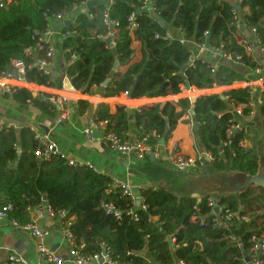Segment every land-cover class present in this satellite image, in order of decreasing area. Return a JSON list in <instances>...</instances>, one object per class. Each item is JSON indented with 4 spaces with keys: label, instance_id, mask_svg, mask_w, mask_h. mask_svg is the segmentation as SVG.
<instances>
[{
    "label": "trees",
    "instance_id": "obj_1",
    "mask_svg": "<svg viewBox=\"0 0 264 264\" xmlns=\"http://www.w3.org/2000/svg\"><path fill=\"white\" fill-rule=\"evenodd\" d=\"M79 1L2 0L0 76L12 72L16 59L31 64L33 60L27 55V48L37 44L49 19ZM113 1L110 15L119 21L113 46L97 36L107 31L102 14L105 5L81 11L72 24L63 26L65 36L61 46L66 51V59L70 61L73 54L78 55L69 62L66 74L83 93L93 94L96 87L106 97L122 92L133 98L157 97L178 94L183 83L201 89L229 86L242 80L245 71L263 62L248 55L234 37L237 28L232 0H153L163 24L140 8L143 0ZM239 3L242 8L249 7L244 15L246 26L256 27L264 41V0H239ZM133 12L138 27L132 36L127 25ZM170 25L181 28L197 42L206 41L231 55L242 54L244 66L221 64L213 72L211 65L202 59L191 65L189 48L167 37ZM206 32L209 34L205 35ZM136 40L142 43L143 56L131 63ZM117 61L122 66L128 65L125 71L114 70ZM25 77L39 85L57 88L62 85L61 78L53 81L36 67H28ZM105 81L108 82L104 85ZM5 94L20 103L31 100L51 115L57 111L50 93L34 96L24 87H14ZM250 97L249 88H230L223 93L201 95L193 103L189 98L178 101L183 109L194 108L200 142L211 152L212 163L219 169L229 163L233 170L252 175L259 172L258 155L239 144L244 134L229 135L233 118L229 112L231 103H247ZM78 103L91 105L86 100ZM132 112L141 127L139 137L156 131L157 136L150 137L151 143L158 142V135L169 139L179 120L176 105L171 101L144 105L135 111L117 105L114 112L109 104L102 102L97 104L95 117L108 121L106 129L126 139ZM229 140L232 143L227 145ZM41 147L30 126L17 129L0 125V205L11 203L10 216L20 223L29 220L27 206L43 203L46 196L55 211L75 216L70 230L76 242L85 243L86 253L107 251L118 264H174L177 260L186 264H245L253 260L252 236L264 234V186L252 184L240 195L221 197L225 208L218 215L211 213L209 197L177 196L166 189L141 190L142 201L137 205L120 186H113L110 176L85 164H71L60 153L41 159L38 156ZM107 204L120 211L121 217L108 211ZM226 210L229 211L225 213ZM246 215L249 220L242 219ZM219 216L222 223L217 221ZM261 264H264V255Z\"/></svg>",
    "mask_w": 264,
    "mask_h": 264
},
{
    "label": "crops",
    "instance_id": "obj_2",
    "mask_svg": "<svg viewBox=\"0 0 264 264\" xmlns=\"http://www.w3.org/2000/svg\"><path fill=\"white\" fill-rule=\"evenodd\" d=\"M95 1L99 3L96 6L105 5L109 2V0ZM232 1L235 2L240 17L244 19L245 13L249 12V7L244 6L242 8L239 0ZM68 20L73 22L75 16H72ZM50 21L51 28L54 31L52 43L57 49L52 63L54 76L52 80L61 78V87H51L48 84L39 85L29 81L27 83L19 82L15 79L2 76H0L2 78L0 79V83L14 87H24L33 94H37L35 96L42 93H50V100L52 96H57L58 99L65 97L67 99L66 108L64 109L60 102L56 101L54 104L57 105V111H55V115H51L33 105L32 102H16L12 96L0 92V125L8 124L17 129L24 126L36 127L49 135L52 141L56 142L60 153L64 154L65 157L76 163L93 167L95 171L110 176L113 181L127 185L133 193H135L133 189L137 190L138 194H135L139 196H141V190L154 188L169 190L177 196H189L199 199L211 197L217 201L218 210H216V207L214 211L219 213L225 208L221 204V197L230 194L240 195L252 184L264 186V124H261L264 123V75L251 74L252 70H247L244 72V78L232 85H216L202 89L183 83L181 91L178 94L157 97L140 96L133 98L124 92L116 96L106 97L96 87L93 89V94L83 93L74 86L73 89L65 87V78H70L66 74L69 60L66 59V51L61 46L63 41V26L65 25L53 17L50 18ZM56 23L58 24L56 25ZM168 30L172 35L171 39L180 40L186 34L178 27L171 25L168 26ZM237 35H239L240 39L241 37L252 38L254 34L246 26V21H244L242 28L237 29L234 34V37L238 40ZM186 46L191 51L193 57L198 54L194 43L187 42ZM133 47L134 54L131 63L140 61L143 56L142 43L140 41L136 40ZM200 55L207 63L216 65L217 67L221 64L233 66L239 64L244 66L241 62H236L234 59H230V57H225L219 51L212 48L204 50ZM253 56H259L261 60L264 57V51L256 48ZM127 67L128 65L122 66L119 63L117 70L125 71ZM249 85H253L256 91L252 96L253 105L250 107L246 106L244 111L248 113L250 109L253 110L254 117L252 121H248L245 118V123L247 121L249 125L247 133H243V138L246 137L248 142L246 147L243 148L250 149L258 155L260 169L256 175L233 170L229 163L224 169L215 167L212 163L213 157L211 152L207 151L201 144L197 132L198 129L194 128V123L197 121L194 117L195 114L192 115L190 113L191 109L194 108L186 110L178 104L180 98H189L191 101L192 97L223 93L226 89L230 88H249ZM28 87L33 88L29 89ZM66 92L73 93L66 94ZM114 98L121 101H110ZM79 100H86L91 105L88 107L82 106L78 103ZM167 101H171L176 105V114L179 120L169 139L159 136L158 142H150L153 144L155 154L148 153L144 158L140 159L135 153H124L113 150L104 136L105 132L108 131L106 129L108 124L103 128L95 130V139H91L85 135L84 129L97 120L95 114L97 104L99 103L105 102L109 104L111 111L114 112L117 105H125L131 111H135L144 105L158 102L164 104ZM240 104L244 105L246 103ZM64 110H66V115ZM132 115L133 118H131ZM129 118L130 125L126 131V139L133 143L141 135V127L138 126L134 119V112H132ZM242 121L244 122V120ZM151 133L153 136H157L156 131ZM177 153H181L194 160V163L187 171H179L177 169L174 161ZM47 204V197L44 196L42 203L43 211L35 213L33 218L49 230L50 234L46 238V242L65 258L63 264H74L70 255V245L64 233V225L67 219L74 220L75 216H67L66 211L52 216L46 209ZM140 204L141 202L137 205ZM247 217L249 220V216ZM13 253L24 259L27 264H48L38 253L36 239L32 235L15 227L9 220H0V264H5ZM142 254L150 258L146 251H143Z\"/></svg>",
    "mask_w": 264,
    "mask_h": 264
},
{
    "label": "built area",
    "instance_id": "obj_3",
    "mask_svg": "<svg viewBox=\"0 0 264 264\" xmlns=\"http://www.w3.org/2000/svg\"><path fill=\"white\" fill-rule=\"evenodd\" d=\"M93 0H81L73 6H71L68 10L63 11L61 13L56 14L53 18L60 21L64 25L65 22L70 19L72 16H75L80 13L81 11H88L90 10L88 8V3ZM113 0H109L108 3L105 4V8L103 10V24L106 26V33H99L97 36L100 38L105 39L110 46L114 45L115 37L118 34V26L119 21L112 18L110 15V7L113 4ZM234 3V14H235V26L237 29H241L244 23V19L240 17L238 14V10L236 9L235 2ZM2 4V0H0V5ZM140 8L146 10L147 12L151 13L153 16L158 18L160 20V17L158 16L157 9L153 4V0H143ZM90 17H93V13H89ZM75 21V20H74ZM73 21V22H74ZM71 22V24L73 23ZM69 25V24H68ZM128 29L131 31V33L138 27V23L136 21V13L133 12L129 17V24L127 25ZM181 31H183L181 28H179ZM252 33L254 34L252 38H245L241 37L239 39L238 37V43L243 45L246 49V53L250 55L253 59L260 61L259 56L254 57V51L256 48H260L264 51V41L258 36L257 28L252 27L250 28ZM53 29L51 28V21L49 19L48 26L46 31L41 35L39 38L37 44L33 47L27 48V55L31 57L33 60L31 64H26L25 60L23 59H16L13 61V69L11 73H8L5 75V78L9 79H15L19 82H28L25 74L28 67H36L38 71H40L42 74L50 76L51 79H53V70H52V63L53 58L55 57L57 53L56 47L52 43V37H53ZM67 33H70L69 31ZM209 33L206 32L205 35H208ZM167 37L170 39L172 38L171 33L169 30L167 31ZM65 36V33H63V37ZM182 44H187V42H192L196 45L198 54L196 56H190V64L194 65L195 60L202 59L201 53L204 50H208L210 48L219 51L220 54H223L225 57H230V59H234L236 62L242 61V54H229L226 51H224L221 47H213L208 42H197L193 38L188 37L186 34L183 35V38L179 40ZM69 50V49H68ZM78 55L73 54L71 56L70 61L77 59ZM203 60V59H202ZM262 60V59H261ZM69 61V62H70ZM206 62L205 60H203ZM211 65V64H210ZM217 66L211 65V70L213 72H216ZM257 74V75H264V57L263 62L258 65L255 69L252 70L251 74ZM70 79V78H69ZM14 86H9L7 84L0 83V92L2 93H9L13 90ZM249 90L251 93V97L249 101L244 104H236L234 102L231 103V107L229 109V112L233 115V118H231L232 125L229 129V135L235 136L238 133H247L248 125L249 123L246 121L245 118L248 119V121H252L254 117V111L250 109L248 113H245L244 108L246 106L250 107L253 105L252 96L255 94V88L253 85H249ZM51 100L53 102L59 101L61 106L65 109L67 104V99L65 97H62L60 99L57 98V96H52ZM29 103H31V100H28ZM65 115L66 110H64ZM244 120V122L242 121ZM108 124V121L106 120H95L91 123L89 127H86L84 129L85 135L91 139H95V130L105 127ZM32 131L35 134V137L40 141L42 144L41 149L38 151V156L41 159H49L52 155L59 154L60 151L58 149V146L56 142L52 141L49 138V135L45 134L44 132L40 131L36 127H31ZM152 133H146L143 136L139 137L135 142L131 143L127 141V139H122L116 132L114 131H106L104 136L106 140L108 141L110 147L113 150L121 151L124 153H135V155L142 159L144 158L148 153L155 154V149L153 147V144H151L150 137ZM160 135H158L159 138ZM247 138L244 137L240 140L239 144L241 147H246L247 145ZM232 142L229 140L226 144L230 145ZM62 154V153H60ZM65 156L64 154H62ZM70 160V159H69ZM175 165L179 171H187L189 167L194 163V160L192 158L186 157L181 153H177L174 157ZM71 164H79L76 163L73 160H70ZM113 186L118 187L120 186L123 189V193L125 195H128L132 201L137 202L139 195H136L132 192V190L125 184L117 183V181H113ZM208 205L212 208V214L218 215V212H215L214 209L217 207V201L211 197L208 199ZM105 207L108 209V211H113L117 217H121L120 211L114 209L112 205H105ZM143 208H146L145 205L142 206ZM13 209V206L11 203H6L4 205H0V220H9L15 227L21 229L23 232L29 233L36 239V248L38 253L44 258V260L48 264H63L65 262V258L61 256L56 250H54L50 245L47 244L46 238L49 236L50 232L46 228H44L39 222H37L33 215L35 213H41L43 211V205L42 203L36 204V205H28L26 210L29 214V220L25 223H20L17 219L11 218L10 213ZM46 209L48 210L49 214L52 216L57 215V213H63L64 211H55L49 204L46 205ZM229 210H226L228 212ZM133 213V210L130 211ZM205 218V217H204ZM242 219L248 220L247 216H243ZM222 216H219L217 218L218 223H222ZM73 220L67 219L65 225H64V233L67 238V241L70 245V255L72 258V262L74 264H118L116 260H113L110 254L105 251L102 253L97 254H90L86 253L84 251L85 243L82 242H76L75 237L73 233L70 230V225ZM253 241V251H254V258L253 260H249L245 264H261L262 263V257L264 255V234L261 235H253L252 239ZM5 264H27V262L16 255L15 253L11 254L8 258V261ZM174 264H186L183 260H177Z\"/></svg>",
    "mask_w": 264,
    "mask_h": 264
},
{
    "label": "water",
    "instance_id": "obj_4",
    "mask_svg": "<svg viewBox=\"0 0 264 264\" xmlns=\"http://www.w3.org/2000/svg\"><path fill=\"white\" fill-rule=\"evenodd\" d=\"M97 4H99L97 1H95V0H93V1H90L89 3H88V8L89 9H91V8H93L94 6H96ZM160 22L163 24L164 23V20L163 19H160ZM65 24H71V21L70 20H67L66 22H65ZM118 66H119V61H117L116 62V65H115V67H114V70H117L118 69ZM65 87H67V88H70V89H73V84H72V82L70 81V79L68 78V77H66L65 78ZM108 81H105L103 84L105 85L106 83H107ZM34 96L35 95H37V94H33ZM197 96L196 97H192V99H191V101L192 102H195L196 100H197ZM190 113L192 114V115H194L195 114V110L194 109H191V111H190ZM131 118H133V115L131 116ZM194 128L195 129H198L199 128V123L198 122H195L194 123ZM163 142H164V140H163ZM133 191L135 192V193H137L138 194V191L137 190H134L133 189ZM141 202V198L140 197H138V199H137V204H139ZM216 210H218V207L216 208ZM169 241H170V243H171V246H173V240H172V238L169 236Z\"/></svg>",
    "mask_w": 264,
    "mask_h": 264
},
{
    "label": "bare ground",
    "instance_id": "obj_5",
    "mask_svg": "<svg viewBox=\"0 0 264 264\" xmlns=\"http://www.w3.org/2000/svg\"><path fill=\"white\" fill-rule=\"evenodd\" d=\"M0 79H2V78H0ZM71 93H73V92H66V94H71ZM65 95V94H64ZM66 96V95H65Z\"/></svg>",
    "mask_w": 264,
    "mask_h": 264
},
{
    "label": "rangeland",
    "instance_id": "obj_6",
    "mask_svg": "<svg viewBox=\"0 0 264 264\" xmlns=\"http://www.w3.org/2000/svg\"><path fill=\"white\" fill-rule=\"evenodd\" d=\"M58 23H56V25H57ZM55 26V25H54ZM259 120V119H258ZM260 122V121H259ZM261 123V122H260ZM262 125L264 124V123H261ZM202 180V179H201ZM191 186H193L192 184H191Z\"/></svg>",
    "mask_w": 264,
    "mask_h": 264
}]
</instances>
